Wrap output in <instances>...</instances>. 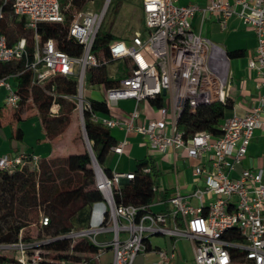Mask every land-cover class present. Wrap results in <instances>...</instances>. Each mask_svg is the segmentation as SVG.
<instances>
[{"label":"built area","instance_id":"built-area-1","mask_svg":"<svg viewBox=\"0 0 264 264\" xmlns=\"http://www.w3.org/2000/svg\"><path fill=\"white\" fill-rule=\"evenodd\" d=\"M93 1L12 0V14L33 33V53L29 58L25 38L8 45L6 37L0 35V63L22 60L24 70L31 72L32 82L40 85L56 75L73 77L76 94L64 97L76 102L80 122H84L83 112L87 110L93 122L125 134H141L151 152L165 155L170 148L174 170L176 155L183 152L185 158L200 162L193 174L202 178L203 185L187 195L176 187L164 210L152 209L159 203L156 199L144 206L117 205L113 187L133 179L134 172L112 171L107 175L94 166L95 187L101 200L92 205L86 227L31 241L23 240L20 230L16 241L0 242V256L11 259L8 264H50L53 260L46 249L48 243L86 240L96 247L94 253L79 252L77 261L59 264H95L106 249L112 251L107 264H134L136 256L146 251L148 238L163 235L171 239L170 249H158V260L153 264H169L176 241L181 238L192 242L195 264H264V170L245 168L237 176L230 175L246 156L254 130L264 123V91L250 111L227 116L217 137L201 132L185 139L177 128L186 107L193 112L200 104L223 102L229 81L227 52L193 33L191 18L198 11L216 13L225 27L230 16H238L255 34L256 44L247 66L259 77L257 88L264 89V0H210L204 8L178 5L176 0H141L143 33L135 31L128 38L111 41L107 53L104 48L95 53L94 43L113 0H102L99 10L92 9ZM48 24L65 29L66 38L80 45V53L71 56L56 47L57 39L43 40L41 30ZM109 59L124 63V75L117 87L104 88L102 100L110 115H100L91 111L90 98H84L83 88L87 70L106 65ZM12 77H0V86L7 90L4 106L8 110L19 100L9 82ZM158 95L167 97V105L155 107L156 118L138 123L137 104ZM120 100L134 101L132 110L122 116L117 107ZM126 144L124 137L111 147V152L121 155ZM37 160L27 154H0V170L12 173L24 165L33 168ZM142 171L151 173V166ZM152 190L157 193V186L153 185ZM213 195L215 199L205 204V198ZM189 198H194L197 205ZM94 205H101L97 217ZM40 222L46 225L48 219L42 217ZM8 250L14 255L8 256Z\"/></svg>","mask_w":264,"mask_h":264},{"label":"trees","instance_id":"trees-1","mask_svg":"<svg viewBox=\"0 0 264 264\" xmlns=\"http://www.w3.org/2000/svg\"><path fill=\"white\" fill-rule=\"evenodd\" d=\"M12 0H0L2 16L0 18V35L6 37L8 45H14L20 38H25L28 57L33 53V33L24 28L22 19L12 14ZM43 40L57 39L56 47L71 56L78 55L80 45L66 38L65 29L48 24L41 30ZM123 39L110 32L97 35L94 52L104 48L113 40ZM229 58L243 57L244 50L227 52ZM109 58V57H108ZM108 64L89 69L90 83L101 84L104 88L117 87L123 77L124 63L120 60H108ZM116 64L117 71L112 74L109 66ZM11 74L16 82L15 92L19 100L10 110L0 108V128L8 124L11 139L22 141L24 132L20 126L22 121L38 117L43 138L37 142H46L52 148L65 129L78 120V110L74 100L64 96L76 94V81L73 77L54 76L44 84L32 82L31 72L24 70L22 60L0 63V76ZM156 107L164 106L161 95L150 100ZM233 102L227 96L223 102H212L198 105L193 112L187 107L181 113L177 128L185 139L196 133H209L217 137L221 133V125L227 117ZM91 111L100 115H110L104 100L90 99ZM83 125L92 153L105 174L110 175L109 164L113 153L111 147L117 143L113 129L98 122H93L89 111L83 112ZM75 123V122H74ZM79 132V128L75 129ZM151 166V173L142 169ZM134 178L113 187L114 200L119 204L144 206L152 202L156 192L152 190L157 178V171L151 158L138 160L135 165ZM101 200V194L95 187L94 171L91 156L87 149L80 152L67 153L63 157L39 158L33 168L24 165L14 172L0 170V220L4 217L9 222L0 229V242H14L19 231L23 230V240L31 241L51 238L71 230L87 226L92 205ZM46 217L48 222L42 225L40 220ZM20 223H17V222ZM50 251L52 263L60 261L74 262L79 259L77 253L91 254L96 247L89 241L80 240L72 243L68 239L56 240L46 245ZM12 261L0 256V264Z\"/></svg>","mask_w":264,"mask_h":264},{"label":"crops","instance_id":"crops-1","mask_svg":"<svg viewBox=\"0 0 264 264\" xmlns=\"http://www.w3.org/2000/svg\"><path fill=\"white\" fill-rule=\"evenodd\" d=\"M209 2L210 0H176V4L178 5L193 4L199 8L206 7ZM190 28L193 33L217 44L226 52L234 50L245 51L243 57L230 58L229 81L226 88V96L232 100L233 105L227 116L232 113L241 116L250 111L256 104L259 94L264 91V89H259L256 86L259 82L256 71L247 66V61L252 56L256 44L254 32L245 26L236 15L230 16L226 21L225 27H222L218 15L208 11L196 12L190 20ZM231 62H234L232 75ZM5 75L7 74H3L0 77ZM13 81L15 82L14 78H10L9 82L15 88L16 82L14 83ZM6 96V88L0 86V108L4 111L6 110L4 106ZM131 110L132 109L125 111L118 108V114L122 116L125 112ZM141 111L142 113H140L138 123L156 118L158 115L155 107L150 103L142 107ZM262 117H264V114H262ZM20 126L24 132L22 141L20 142L11 139V129L8 124L4 123L0 128L1 155L5 154L9 157H13L27 154L29 156H36L38 159H49L57 156L63 157L65 155L63 152L58 154L56 150L57 142L53 144V148L46 142H37L39 139L43 138L38 117L26 119L20 123ZM113 131L117 142L125 137L127 144L124 146L121 155H113L109 164L111 172H133L138 160L146 157L151 158L152 164L158 174L155 182L158 188L155 199L158 200L159 203L157 202L156 205L153 206L152 209L154 211L167 208L166 201L168 197L174 193L176 187L185 195L189 194L195 188L202 187V178L196 177L193 174V168L200 165L198 160L185 158V155L182 159H178L176 155L174 170L173 158L170 151H167L165 155L151 152L145 145L144 137L141 134L136 132H128L125 134L122 130L115 128ZM179 153L184 154L183 152ZM185 160L191 161L188 168L182 164ZM245 168L251 171L258 169L264 170V123L254 130L246 156L240 164L235 166L230 175L237 176ZM158 181L160 186L157 184ZM214 199V195L206 197L205 204H208ZM188 201L193 205H197V201L194 198H189ZM93 208L94 214L97 217L101 211V205H94ZM25 230H27V228H25L24 231ZM161 236L162 238L157 242L151 241L152 236L148 238L146 251L136 256L134 264H153L158 260L156 252L158 249L167 251L170 249L171 239L163 235ZM111 257L112 251L106 249L100 258L95 261V264H107L111 261ZM169 264H195L193 258V244L190 240L181 238L176 241L175 255L169 261Z\"/></svg>","mask_w":264,"mask_h":264},{"label":"rangeland","instance_id":"rangeland-1","mask_svg":"<svg viewBox=\"0 0 264 264\" xmlns=\"http://www.w3.org/2000/svg\"><path fill=\"white\" fill-rule=\"evenodd\" d=\"M102 0H94L92 9L99 10L101 7ZM144 25H143V18H142V10H141V0H113L108 8V11L104 17V20L101 24L99 34H103L106 32H110L117 36H121L123 38H128V36L132 35L135 31L143 33ZM110 71L112 73L117 71V65L113 64L109 66ZM234 69V62H231V75L233 74ZM14 82V81H13ZM15 83V82H14ZM90 72L89 69L87 70L85 83L83 88V96L85 99H96L102 100L104 87L103 85L100 86H90ZM164 104L167 105V97L164 98ZM147 100H142L137 104V111L142 113V107L148 105ZM117 107L119 109L128 111L134 107V101L132 100H120ZM75 122V123H74ZM79 128V132H75L76 128ZM57 152L65 153V155L69 152H80L86 148L85 141L83 139L82 130H81V122L79 120L73 121L61 134L57 141ZM170 151V148L168 149ZM184 154L177 153V158L182 159ZM185 167H189L191 164L190 160H185L182 163ZM160 186L158 181L157 183ZM9 222L7 217H4L0 220V229H2L5 224ZM17 222V221H16ZM20 223V222H17ZM27 228L24 227L23 230ZM22 230V231H23ZM20 232V231H19ZM162 238L161 235L159 236H152L151 241L157 242L159 239ZM8 256H13V251H6Z\"/></svg>","mask_w":264,"mask_h":264},{"label":"water","instance_id":"water-1","mask_svg":"<svg viewBox=\"0 0 264 264\" xmlns=\"http://www.w3.org/2000/svg\"><path fill=\"white\" fill-rule=\"evenodd\" d=\"M162 95L165 96V91H162ZM178 119V118H177ZM81 130H82V135H83V139L85 141V144H86V149L88 151V153L90 154L91 156V160H92V169L94 166H97L98 168H100V166L98 165V163L96 162L95 158H94V155L92 153V150H91V147H90V144L88 142V139L86 137V133H85V129H84V125H83V122H81ZM101 169V168H100ZM125 182V181H123Z\"/></svg>","mask_w":264,"mask_h":264}]
</instances>
